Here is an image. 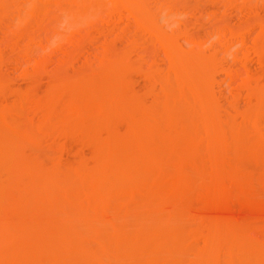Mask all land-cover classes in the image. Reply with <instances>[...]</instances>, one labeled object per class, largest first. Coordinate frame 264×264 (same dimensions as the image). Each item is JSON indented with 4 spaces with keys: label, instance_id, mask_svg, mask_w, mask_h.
Segmentation results:
<instances>
[{
    "label": "bare ground",
    "instance_id": "obj_1",
    "mask_svg": "<svg viewBox=\"0 0 264 264\" xmlns=\"http://www.w3.org/2000/svg\"><path fill=\"white\" fill-rule=\"evenodd\" d=\"M76 1L78 0H44L43 2H46L44 5L45 9L47 3L55 4V7H61L60 11L64 12L66 7H68V13L75 14L76 12L78 14L77 7L72 8L76 6V4H73ZM105 2L109 7L107 8L108 10L106 9V12H109V14L107 13L108 19H110V17L111 19L113 17H118V19L120 20L122 13H120L121 15L119 14L118 16L115 15L116 12L118 11L117 13H119L120 11H122L120 10L121 7L122 9L127 8L126 10H129V14H131L130 16L133 17V20H135L139 26L141 25L142 28L144 27L146 29L145 31L148 30L150 33H155L157 31L156 27H158V24L155 27L153 18H151L152 16L150 15L151 11H147L146 8L147 0H82V5H80L82 6L81 13H83V10L85 11V14L89 12L94 14L98 13L99 8H101L100 10H102L101 6H103ZM20 3L22 2L17 3L18 6H20ZM68 3H72L71 6ZM107 3L110 4V6ZM37 5H39L40 7L39 2L38 4H35V6L32 2V8L30 12L34 10L35 13V11L38 12L39 10H41V7L39 8L37 7ZM71 9L72 11L76 9V11L72 13L70 11ZM2 10L3 6L1 5L0 17L3 16L2 13L4 12V10ZM67 10L65 12H67ZM92 10H94V12ZM151 14L154 15L153 12ZM75 16L77 17V15ZM129 22L131 23V21ZM90 24L91 23H89V25ZM142 28L139 29L142 30ZM237 29H235L236 31L232 30L231 33L229 32L230 35L228 39H217L219 40L217 45L218 48L216 47L215 49L214 46V52L212 51L214 55H218V53H220L222 50H224V52L226 50L225 53H228V50L235 45L234 41L236 42L239 40L240 44H242L241 41H246V38L250 36L249 34L251 31H249L247 28L244 29L242 27L239 30ZM142 31L145 32L144 30ZM109 32H106L107 35ZM259 32L257 35H255L254 41L252 40L254 42L252 43L253 45L250 46L254 47V50L257 51V55H264V32ZM21 33H24V31H21ZM157 34L158 31L156 35ZM182 34H185V36L190 39L189 35H186V33ZM159 35H161V33H159ZM166 35L167 34H165L164 36L166 38L168 36L169 39L165 38L158 41L163 47L168 60V65L166 64L168 68L166 66L165 68L166 70L168 69L169 74L174 77V80L172 79L173 83L169 82L170 79H165L162 82L159 81V85H161L160 89H162L161 91L165 92L164 97H160L159 95L161 93L159 92L158 96L154 95L153 97H151L154 99L153 101H151L152 104L150 103L149 106L146 105H148L150 101L146 103L144 102V99H142L144 102L142 103V101H139V99L137 100L134 95L132 97V94L129 93L128 88L126 87L128 86L127 84H129V81L127 83V80L125 81L123 79L125 77V75H123V72H126L125 70L127 69L126 64L124 65V63H122L124 66L118 65V67L114 64L116 67L112 71L110 69L113 65H109L110 60H108L109 72L107 74H104L105 71H107V62L105 63L104 60L105 56H101L103 57V60L101 59V61H99L100 67H103L104 63L106 64L105 70L101 69L103 71V75H101L102 72L99 73L101 71L100 70L98 72L100 75L97 74L96 76L95 74V77H93L95 73L94 72L91 76L93 78L90 79V81H87L86 79V81H84L83 78H81L82 83L81 81L80 83L76 81H74L73 83L72 81H70L69 83L68 81H66V84L68 82V85H70V87L72 88V101L70 109H72L73 113L75 112V115L77 114L76 117L78 118V123L81 125L80 127L87 126L83 129L88 131V134L86 135L87 142H89V145L92 149V159H95V163L93 162L92 166L87 167L84 161L80 159V161L78 163L76 162L75 165L73 164L72 167H69L65 164L64 165L66 167H64V165L58 163L59 165L56 164L55 168L51 167L49 169L50 171L48 172L39 170L42 169L41 167L34 168L30 165V162L28 161L29 158L27 159L24 155L16 156V153L19 149H21L20 147L25 146L23 143L26 142V139H28L26 137L24 140L25 134L27 136V134L30 133L28 137L30 141L32 140L31 143H36L35 140L38 139V137L36 138L35 135L33 136L29 131V128L25 131L26 125L24 126V129L22 124L18 123L17 126V123H15L17 118H14V121L11 120V125L10 123L7 125L8 121L4 123L5 119H3V124L5 126H9L8 128H10L9 131L11 132L13 131V126L15 123L14 131L17 130V133L15 131L13 133L10 132V134L6 135L0 132V174L5 178L4 181L2 180L3 178H0V216H3L5 218L7 217L6 213H8V216H11L12 212L17 213V210L22 211V208L24 210L27 207L26 205L38 208V210H45L44 212L49 211L50 213L52 212L56 214V216H59V212H61L62 209L64 211V208H61L63 206L60 207L62 203H60L61 201L58 198L59 195L57 194L58 196L56 198H52L51 192H53L54 189L60 186L61 188H64L63 191L67 190L66 193L73 191L74 193H71L79 194V197H81L82 194L84 196L83 199L85 201L84 204L86 207V212L88 210V213L86 214H91L92 216V214L94 215V213H98L97 215L101 217V220H103L104 217L111 216L112 214L115 216L112 215L111 218L109 217L107 218V220H112L113 217L118 220V218H120V215L124 214L125 212L124 215L127 218H131L134 216L139 217L141 218L140 221H144L143 224L146 223V220H154L152 218L150 219V216L153 217L155 214L156 216L159 215L157 217L154 216L156 217L155 221H157V219L159 218L160 221L162 219V221H164L163 223H166V226L162 229H158V231H152L151 229L147 230V228H143L144 225L136 226L137 224H132L130 222L132 226L136 227V230H134L133 228L132 230L134 231H132V226H130V224H127L130 226V229L127 231V233H116L117 236L113 234V237L110 236L109 238L108 236L107 238H103L102 233H100L102 236H99L98 234L97 238L99 239V237H102V239H105V241L102 239L100 241L99 239L98 249L95 252H92L94 253V255H91V259L90 257H88V260L90 261L95 260L97 261L96 263H98L99 261L98 264H100V260L103 259V256L105 254L103 252L105 250L108 249L109 251V248L111 247L113 251L114 247H116L115 249H117V247L122 245V243L124 246L125 243L129 242L130 244H125L126 247L132 244L134 248L131 249L134 250L130 251V248V250H125L124 246L123 249H119L120 251H118L117 253V256H125L123 257L125 258V260L127 258L128 261L126 260V264H264V202L261 201V199L258 197L259 194L257 195L255 193L256 189L259 188L258 186H262L264 189V130L262 129L264 127V89L259 88L255 90L256 87L254 86L250 93H246L248 103L251 104L250 102H252L254 106L251 107V105L250 108H245L243 112H241L242 110L240 111V116H242V120L240 123H242V125L236 123L234 125L235 121L230 120V129L229 131H226V129L224 128V124L221 121V117H219L220 111L217 114L218 111L215 110L216 108L211 105L210 102H208L209 99L207 101L206 99L204 100V96L208 91L207 89H209V87L211 86L210 71L211 73L214 72L217 65L214 56L210 57V54V56L207 55L205 59L204 57L203 59L198 58V60L200 59L201 61L197 62L195 61L196 59H191V57L189 56V58L191 59L189 60L188 56L186 57L184 56V54L182 55L179 46H177V44L179 43H176L174 40L176 35H172L173 39L171 38V36ZM215 35L217 36L218 34ZM129 41L130 40H128V42ZM191 43H196L195 46H193L196 49L195 55H197L199 53L197 52V50L199 48V44L201 45V41L198 44V40L197 42H195L192 39ZM215 43H217V41ZM220 43L221 45H219ZM222 47L224 48L222 49ZM200 48H202V46ZM105 49H108V46ZM237 51L239 53L240 50L237 49ZM182 52L184 51L182 50ZM187 54L189 55V53H186V55ZM205 54H207V52ZM228 54L230 55L232 53ZM235 54L237 53L235 52ZM201 55L202 54L200 53L199 56L201 57ZM235 58L236 57H234V59ZM150 64H154L153 61ZM154 67H152L151 69H153ZM241 67H243V65ZM112 68H114V66ZM210 69H212L213 71ZM217 69L218 68H216V70ZM88 77L90 78L89 75ZM89 78L87 79L89 80ZM248 82H250L249 78ZM246 83L247 82H245V85ZM231 84L232 83H230L229 85L231 86ZM150 90H152V92H148H150V95H153V88H150ZM204 90L205 92H203ZM201 97L203 99H201ZM174 98H184L185 100L187 99L189 104H186L187 102H185V108L184 110H182L178 108L175 103H173ZM215 104L218 105V102ZM85 106L87 107V109L89 107L90 109L92 108L91 111H89V109L87 111V109L84 108ZM2 107L3 106H1L0 108V116H4L5 114V111L3 113V111L1 110ZM7 109H9V107ZM44 111L42 112V122H40L41 130L45 131V133L58 131L60 134H64L67 136L68 132L69 134H71L72 125H70L69 123L72 122L71 119L70 121H68L69 118H67V116L65 115L64 118L63 116H60V118H55L54 116L52 117V113L50 111ZM232 116L234 117L235 114H233ZM113 117H116V121L118 120L119 122H122L126 125L125 130L122 129V132H119V130H117V123L114 124L115 122L111 120ZM155 118H157L156 122ZM234 119L236 120V118ZM20 125L22 126L19 128ZM237 125L239 127H237ZM22 129L25 132L22 131ZM20 133L22 134V137ZM153 134L154 136L155 134H157V136H160V138L156 139L154 142H151L150 138L153 137ZM50 136H52V134ZM3 145H8V147L10 146V148L7 149L8 147H6L5 149L7 150L2 151L1 147H3ZM203 147L204 149H207L208 157L202 153ZM163 152L164 154L167 153L170 158H164L166 154L163 155ZM205 156L207 157V159ZM230 157H233V159H231L232 161H230ZM247 161L254 162L255 164L259 163L260 167H254V170L253 168L252 170L251 168L249 170H246L247 168H245V170L249 172L247 173V175H245L246 172L245 174L244 171L242 173L241 169H244V164L246 165L245 162ZM255 164L254 166H257V164ZM56 166L58 167L56 168ZM257 168L261 170H258ZM51 169L54 170L51 171ZM24 175L29 178V182L27 184H22L18 180V178ZM241 175H244L243 178H241ZM50 176L59 177L58 179H60L61 182H58L57 184L53 181L52 183L51 180L49 182ZM147 177L148 181L150 180L149 184L151 185L147 184ZM244 177H247L246 179L248 181H245ZM258 177L261 183H259L260 181L258 180ZM240 178L244 180H240ZM73 179L74 181L79 180V183L81 185L79 186V183H73ZM244 181L248 183L245 184ZM47 182H49V185L46 184ZM145 182L147 185H145ZM52 184H54V186H52ZM143 186H153L152 188L155 187L154 189H156V193H158L159 195L155 194L156 197H154L155 195H152V197L147 196V194H144V189L142 192ZM58 190L60 189L58 188ZM58 190L57 193H59ZM157 190L159 192H157ZM49 192L51 193L50 195ZM246 193L256 194L258 200L249 202L248 198H245ZM77 197L78 195H76V198ZM193 199L195 200L194 205L192 206ZM232 199H235V201L237 202L238 200H240L237 203L239 204L238 207H234L235 209H233L231 207V204L229 203L230 201H232ZM117 200H119L120 203L123 201L121 204H126L130 200H135V202H137L138 204L130 206L131 209H128L130 207L125 206L128 210L121 208L124 207L122 205L121 207L119 205V207L117 208L112 207V209L111 206H107L109 205L107 202H109L111 205L112 201L114 202V204L115 201L117 204H120L117 202ZM189 200L191 201V206L189 204ZM217 200H222V203L224 204L220 206L219 204L221 203H218L217 205ZM187 202L190 206L189 209L191 210H186L185 203L187 204ZM96 210L100 211L97 212ZM188 212H190V215H187ZM62 214L64 215V213ZM186 215L189 217V220H195L197 223V226L192 231H188L187 229L185 230V226H183V228H179V226H177L179 224L177 222H179L180 219H185L186 221L184 222L189 221L187 219L188 217L183 218ZM98 216L93 219H98ZM179 216L181 218H179ZM93 217H95V215ZM69 218L73 219V217ZM104 220L106 219L104 218ZM107 220L106 222H108ZM74 222V220L73 222L71 221V224L73 225ZM109 222L111 221L109 220ZM241 222L244 223L241 224ZM7 223L10 222L8 221ZM60 224L67 229H64L63 227H61V225L53 227L56 233H58V235L54 233L55 237L58 236V238H56L58 242L55 238H53V236H51L53 233L51 235L50 233H48L51 232V230L48 232L43 231L44 234L39 233V238L36 239L38 244H42V247H45V249L43 248L44 252L42 251L44 253V256L45 254H52L51 258L48 257L50 259L48 263L51 262L50 264H73L74 262L66 260V258L70 255V253L68 254L67 251L72 250L73 246H71L70 250L66 247L70 244L74 245V247L75 245L80 244V247H77V249L75 247L73 251H79L80 249V251L84 252L82 244H84L85 242L83 243L82 239H79L84 232L81 233V231L78 230L80 228L76 229L77 225L75 223L73 226L70 223V225H63L64 223L62 224L61 222ZM56 225L57 224L55 223V226ZM181 225L182 224H180V226ZM97 226L99 228L100 224L95 225L96 229ZM86 227L88 226H85L84 230L82 229L83 231H85V233L89 228ZM137 227L140 228L137 229ZM45 232H47L48 234H45ZM76 232H78L79 234H77ZM193 236H198L199 238H202L201 240H204L202 241L203 246L201 245L202 247L197 248L195 257L193 259L186 260V258H183V256L179 257L172 254L173 250L174 253L176 250H181V253H184V251L190 247L189 240L190 237ZM140 239H142L143 242ZM78 240H80V242ZM54 246H59L60 249L62 248L64 252L61 250V252L58 251L57 253V250L55 248V251L53 250ZM85 246H87V244ZM39 247L37 248L38 250ZM64 248H66L67 251ZM40 250H42L41 247ZM51 251H53V253H56L53 254L51 253ZM42 252L38 254H43ZM87 253L89 252L87 251ZM178 253L181 254L180 251ZM7 254V256H9V261H3L4 263L1 261L2 263L0 262V264H28L29 262H27V260L24 259V257L20 254L21 258H23L24 260L21 259L19 252L17 253V250H15L14 252L12 250L7 251ZM164 254H166V256H164ZM113 255L116 256L115 252ZM172 255H174L175 257ZM100 257L101 259H99ZM44 258H47V256ZM38 259L39 258L36 257V260ZM171 259H175V261ZM45 261H35L34 259V262H37L36 264H44ZM34 262H30L29 264H34Z\"/></svg>",
    "mask_w": 264,
    "mask_h": 264
},
{
    "label": "rangeland",
    "instance_id": "obj_2",
    "mask_svg": "<svg viewBox=\"0 0 264 264\" xmlns=\"http://www.w3.org/2000/svg\"><path fill=\"white\" fill-rule=\"evenodd\" d=\"M43 1L44 0H41V1L40 0L39 1L38 0H0L1 5L3 6V10H4V12L2 13L3 16L0 17V81H1L0 82V108L1 106H3L1 110L3 111V113L5 111V114H6V116L5 114L4 116L3 115L0 116L2 120L0 121L2 125L3 119H5L4 123L8 121L7 125L9 123L11 125V120L14 121V118H17L15 121V123H17V126H18V123L22 124L23 129H24V126L26 125L25 131L26 129L29 128V131L32 133V135L33 136L35 135L36 138L38 137V139H40V140L36 139L38 140V141L35 140L36 143H31L32 140L30 141L28 137L30 133L27 134V136L26 134L24 135L23 133L24 140L26 137L28 139H26V142L23 143L25 146L22 145L23 147H20L21 149H19L16 153V156L24 155L26 156L27 159L29 158L32 161L31 163V161L28 159V161L30 162V165L33 166L34 168L41 167L42 169H39V170L48 172L50 171L49 169L51 167L55 168L56 164L57 165L65 164L69 167L70 166L72 167L73 164L75 165L76 162L78 163L80 159L84 161L87 167H90L93 165V162L95 161V159H92L93 155L91 154L92 153L91 146L89 145V142H87L86 135L88 134V131L83 129V128H86L87 126L80 127L81 125L78 123V118L76 117L77 114L75 115V112L73 113L72 109H70L71 101H72V93H71L72 88L70 87V85H68L70 81H72V83L74 81L80 83V81L82 80L81 78H83L84 81L86 80L90 81V79L95 77V74L97 76V74L102 72L101 75H103L102 70H105L106 62H107V68H106L107 71H105L104 74H107L109 72V69H108L109 61L108 60H110L109 65L114 66V68H112L113 66H111L110 70L112 71L113 69H115L116 66L117 67L118 65L121 66L123 65L122 63H124V65L126 64V68H127L125 70L126 72H123V75H125L126 79L125 77L123 79L125 81L127 80V83L129 81V84H127L128 86H126L125 84L124 85L128 88V91L129 93L132 94V97L134 95L135 98L137 100L139 99V101H142V103L144 102L147 103L148 101H150L148 105L146 106H149L151 101H153L154 98H151V97H153L154 95L158 96L159 92L161 93L159 96L164 97L165 92L161 91L162 89H160L161 85H159V83L164 81L165 79H168V80L170 79L169 82L171 83H173V80H174V77L171 74H169L168 69L166 70L165 68V66L168 68L167 66L168 60H167L163 47L158 41L160 39H165L166 38L164 36L165 34L171 36V38L173 34L176 35V37L175 36L173 37H175L174 39L175 42L179 43L177 44V46H179L182 55L184 54V56L186 57L188 56L189 60L196 59L195 61L197 62V61H201L200 59L201 58L203 59V57L205 59L207 55L210 56L211 54L210 57L214 56L215 62L217 64L216 68L218 69L216 70L215 68L216 71L214 70V72L212 73L210 71L211 86L209 87V89H207L208 91L206 95L204 96V100L206 99L207 101L209 99L208 102H210V104L216 108L215 110L218 111L217 114L220 111L219 117H221V121L223 122L224 128L226 129V131H229L230 129V125H229L230 120L235 121L234 125L235 123L242 125V123H240L242 120V116H240L241 112H243L245 108L247 107L250 108L251 105H252L251 107L254 106L252 102H250L251 104L248 103V98H246L247 97L246 93L247 94L250 93V91H252L254 86L256 87L255 90L259 88L264 89L263 88L264 87V55H261V54L257 55V51L254 50V47L250 46V45H253L252 43H254L253 41H254L255 35H257L259 31L261 33L264 32V25H263L264 24V21H263L264 20V12H263L264 11V0H159V1L158 0H147V3H146L147 11H151V13L152 12L154 13V15L151 13L150 15L152 16L151 18H153L155 27L158 24V27H156L158 31L157 35H156L157 31L155 33H152V32L150 33L148 30L145 31L146 29L144 27L142 28L141 25L139 26L136 23V21L133 20V17L130 16L131 14H129V10L128 11L126 10L127 8L122 9L121 7V9L120 8L119 9L122 11H120L119 13H117L118 11L116 12L115 15H118V16L120 13H122V15L120 14L121 15L120 20L118 19L117 16H116L117 18L115 17L112 18L113 21L111 17L110 19H108L109 12L108 11L106 12V9L109 7L106 5L107 1L103 5L104 7L101 6L102 10H100L101 8H99V10L97 9L98 13H95V14L91 12L89 13L86 12L87 14H85L84 10H83V13H81L82 6L80 5H82L81 4L82 0H78L75 3H73L74 5L76 4V6L72 8L77 7L78 14L75 12L76 9L74 11H72V9L70 10L72 13L75 12V14L68 13V10H67L68 7H66V9L63 7L65 11L67 10V12L60 11L61 7L57 8V6L56 7L54 6L55 4L47 3L45 6L46 7L45 9L44 5L47 1L46 2H43ZM19 2H22L19 4L20 6H18L17 4ZM24 2H25V6H24ZM32 2L34 3V6L35 4H38L39 2L41 10H39L38 12L35 11V13H34V10L30 12L32 8ZM105 5H106V8H105ZM108 5L110 6V4ZM37 7H39V5H37ZM92 11L94 12V10ZM42 13H43V16H42ZM75 15H77V17ZM98 16H101V17H98ZM255 16L257 17V19ZM105 21L106 22L108 21V22L106 23ZM129 21H131V23ZM89 23H91L90 24L91 26L89 25ZM135 23L137 24L138 28ZM92 26H93V29H92ZM133 26L136 28H134ZM240 26L241 28L242 27L244 29L247 28L249 31H251L249 34L250 36L246 38V41L244 42L241 41L242 44H240L239 40L236 42L234 41L235 45L228 50V53H232L230 55L228 53H225L226 50L225 52L224 50H222L220 53H218V55H214L213 54L214 46H215V49L216 47L218 48L217 45H218L219 40L217 39H220V40L221 39L226 40V38L228 39L232 30L236 31L235 29L237 28H238L237 30H239L241 29ZM100 28L102 29V31ZM139 28H142V30H144L145 32H143ZM21 31H24V33H21ZM107 31L108 32L110 31L108 35L106 33ZM159 33H161V35H159ZM182 33H186V35H189L190 39L186 37L185 34H182ZM138 34L139 35L141 34V35L139 36ZM215 34H218V35L216 36ZM193 36H195L196 39L198 40V44L201 41V45L199 44V48L197 50V52H199L197 55H195L196 49L194 47L196 43H191L192 39L193 41L197 42V40ZM166 39H169V37L167 36ZM128 40L130 41L128 42ZM216 41L217 43H215ZM212 45H213V48H212ZM219 45H221V43ZM107 46H108V49H105ZM201 46L202 48H200ZM193 47L195 50L193 49ZM223 48L224 47H222V49ZM237 49L240 50L239 53ZM182 50L184 52H182ZM220 50H221V47H220ZM234 50L237 54H235ZM206 52L207 54H205ZM186 53H189V55L188 54L186 55ZM200 53L202 54L201 57L199 56ZM101 56H105V59H104L105 63L103 64L104 68L102 66L100 67V63H99V61H101V59L103 58ZM189 56L191 57V59L189 58ZM234 57H236L235 58L236 60L234 59ZM198 58L200 59L198 60ZM152 61L154 64L151 65L150 63ZM242 65L244 68L241 67ZM152 67H154L155 69L154 68L151 69ZM247 74H248L249 81L252 83L248 82ZM88 75L90 76V78L88 77ZM92 75L93 77H91ZM87 78H89V80ZM243 80L248 83V84L246 83L247 86L245 85V82ZM66 81H68L69 83L67 82L66 84ZM215 81L217 84L215 83ZM219 83H220V86H219ZM230 83H232L231 86L229 85ZM150 88H153V95L152 94L150 95V92H148V91L152 92ZM203 92H205V90ZM202 97L201 99H203ZM142 99H144V102ZM185 102H187L186 104H189L187 99L185 100L184 98L183 99L174 98V101H173V103H175V105L182 110H184L185 108V105H184ZM217 102H218V105L215 104ZM8 107L9 109H7ZM84 108L87 109L86 106ZM88 109L89 111H91L92 108L90 109L89 107ZM44 110L50 111L52 113V117L54 116L55 118H58V117L60 118V116H63L64 118V115H65L67 116V118H69L68 121H70L71 119L73 122V123L69 122L70 125H72L71 134H69L68 132V136H67L64 134H60L58 131H54L52 133L51 132L45 133V131L41 130L40 122H42L41 118L43 119L42 112ZM233 114H235L234 117L232 116ZM230 116L232 117V119ZM234 118H236L237 122ZM111 120L115 122L114 124L117 123L116 124L117 130H119V132H122V129L125 130L126 125L117 120L119 122V127H118V122L116 121V117L115 118L113 117ZM156 120L157 118H155V122ZM15 123H14V126H15ZM1 125H0V130H1L0 132L6 135L10 134L11 131H9L10 130V128H8L9 126L7 125L5 126L4 124L2 126ZM22 125H20L19 128ZM14 126H13V131L11 133L15 131L17 133V130L14 131ZM237 127L239 126L237 125ZM23 129L22 131H24ZM262 129L264 130V127ZM51 134L52 136H50ZM152 136L153 137L150 138L151 142L152 141L154 142L156 139L160 138V136H157V134H155L156 138L154 134ZM21 137H22V134H21ZM5 145L1 147L2 151L3 150L5 151L10 148V146L8 147V145L7 146ZM6 147L8 148L5 149ZM202 153L208 157V151L207 149H204V147H203ZM165 154L163 152V155H165L164 158L165 157L167 159L170 158L167 153ZM231 159H233V157H230V161H232ZM245 163L246 165L244 164V167H243L244 169H241L242 173L243 171H244V174L246 172L245 175L249 173L246 170H249L250 168L251 170L252 168L254 170V167H260L259 163H256L257 166H254L255 163L251 161L250 162L247 161ZM65 165L64 167H66ZM57 167L58 166H56V168ZM245 168L247 169L245 170ZM257 169L261 170L259 168ZM52 170L54 169H51V171ZM24 176H21L20 178H18V180L22 184H27L29 182V178L26 176L24 177ZM243 176L241 178H243ZM0 178L1 179L3 178L2 179L3 181L5 179L4 176H2L1 174H0ZM58 178L59 177L57 176L56 177L50 176L49 182L51 180V182L53 181L54 183L57 184L58 182H61V180ZM241 178L240 180H244ZM246 178H245V181H248ZM258 180H259V177H258ZM146 181H148V177ZM149 181L147 184L151 185L149 184ZM245 181H244L245 184L248 183ZM49 182H47L46 184L49 185ZM73 183H79V180L74 181ZM259 183H261V181ZM147 184L145 182V185ZM78 185L80 186L81 184L79 183ZM52 186H54V184H52ZM152 187L153 186H147V187L143 186L142 192L144 189V194H147V196L149 197H152V195L154 196L155 194L157 195L158 193H156V189H154L155 187L154 188ZM258 187L259 188L256 189L255 193L257 195L259 194L258 197L261 199V201L264 202V189L262 186H258ZM260 187H261V190H260ZM58 188L60 190H58ZM63 189L64 188H61L59 186L56 189H54V191L51 190L53 192L50 191L52 194L49 192V195L51 194L52 198L54 197L56 198L59 195L58 198L61 201L60 203H62L61 205L60 204L59 205L60 207L63 206L61 208H64V211L62 209L61 212H59V216H56V214L52 212H51L52 214L49 211L44 212L45 210H42V209L38 210V208H34L28 205H26L27 207L24 210L22 208L21 209L22 211L17 210L18 211L17 213L12 212L11 210L13 214V215L11 214V216L10 215L8 216V213H6L7 217L5 218L3 216H0V258H1L0 262L6 261V260L9 261V258H8L9 256H7L8 255L7 251L12 250L14 252L15 250H17V253L19 252V255L21 254L24 257V259L27 260V262L29 261L28 264L30 262H34V259L35 261H38V260L45 261L46 260L44 264H50L51 262L48 263V261L50 260L49 258H51L52 254H48L49 256L45 254L44 256L43 252H44L45 247H42V244H38L37 239L39 238V235H40L39 233L44 234L43 231L48 232L50 230L51 232H48V233H50V235L53 233L51 236H53V238L55 239L58 238L57 236L58 233H56L53 227H57L61 225L60 222L62 224L64 223L63 225H65L69 223L71 224V221L73 222L74 220L75 221L74 223L77 225V227L75 226L76 229L80 228L78 230L81 231V233L84 232L82 236H80L79 238V239H82L83 243L85 242L84 243L85 245L87 244V246H85L81 242L84 252L80 251V249L79 251L78 250L73 251L75 247L76 249L77 247L79 248L80 244L75 245V247L74 245H71V244L67 245L66 248H68L69 250L71 249V246H73L72 247L73 249L70 250L71 252L67 251V249L64 248L68 252V254L70 253V255L67 257L68 259L66 258V260H70L71 262H74L73 264L75 263L76 264H98L99 263V261L98 263H96L97 261L95 260H94L95 262L88 260L89 259L88 257H90L91 259V255H94V253L92 252H95L99 247V239L101 241L102 237L101 238L99 237L98 239L97 238L98 234L99 236L103 235V238L104 237L107 238V236L108 238L110 236L113 237V234L117 236L116 233L118 234L127 233V231L130 229V226H132V224H137L136 226L144 225L143 228H147V230L151 229L152 231L153 230L158 231V229H162L163 227L166 226V223H163L164 221H162V219L160 221L158 218L157 221H155L156 220L155 218L159 216V215L156 216V214L155 215L153 214L156 217L150 216V219L152 218L154 220H148L149 222L146 220L145 224H143L144 221L142 220L140 221L141 218L139 217H135V216L131 217L129 215L131 218H127L124 215L125 212L124 214H121V215L119 214L120 218H118V220H116L113 217L112 220L109 219L111 221L109 222L107 218L109 217L111 218V216L113 215L112 214L111 216L104 217L108 222H106L104 218H103L104 220L103 221L101 220V217L97 215L98 213L97 214L94 213L95 217H93L94 216L93 214L92 216L91 214L90 215L86 214L88 213V210L86 212L85 210L86 207L84 204L85 201L83 199L84 196L82 194H81V197H82L81 198L79 197L80 196L79 194H73L74 193L73 191H71L73 193L71 192L66 193L67 190L63 191ZM57 190L59 191V193L61 192L62 194L60 193L61 194L60 195L59 193H57ZM157 192L159 191L157 190ZM256 194L246 193L245 195L246 197L245 196L244 197L248 198L249 202L256 201L258 200ZM76 195H78L77 198H76ZM156 195L154 197H156ZM80 198L83 200H81ZM194 200L195 199H193L192 206L194 205ZM239 201L240 200H238V202ZM117 202L120 203L119 200H117ZM222 202H223L222 200L221 201L217 200L216 204L218 205V203H221L219 204L221 206L222 204H224ZM238 202L235 201V199L234 200L232 199V201H230L229 203L231 204V207L235 209L236 206L238 207L239 205L237 204ZM107 203L109 204L107 206L109 207L111 206V209L112 207L117 208L119 207V205L120 207L121 205L124 206L121 208L127 209L126 207H130V206H134L135 204H138L137 202H135V200H130L126 204H121V203L117 204L116 201H115V204L112 201L111 205L109 202ZM189 204L191 206V201ZM185 206H186V210H191L189 209L190 206L188 205V202L187 204L185 203ZM128 209H131V207ZM96 211L98 212L100 210H96ZM6 212H10V211H6ZM62 213H64V215ZM189 213L190 212H188L187 215H190ZM60 214L62 217L60 216ZM96 215L100 219L99 218L93 219L97 217ZM187 215L184 216L183 218L188 217ZM69 217H73V219ZM179 218L181 217L179 216ZM187 219L189 220V217ZM7 220L10 223H7L8 222ZM184 221L186 220L180 219V221L177 222L179 223L177 226H179V228H183V226H185L186 227L185 230L187 229L188 231L194 230L195 227L197 226L196 225L197 223L195 220H189L187 222H184ZM130 222L132 224H130ZM55 223L57 224L56 226H55ZM243 223L244 222H241V224ZM98 224H100L101 228L100 227L98 228L97 226V229H96L95 225H98ZM127 224H130V226ZM180 224L182 225L180 226ZM85 226L89 227V228L86 227L88 228V231L86 233L85 231H83L85 229L84 228ZM61 227L63 226L61 225ZM133 228L134 230H136L135 229L136 227L134 226H132L131 230ZM138 228L140 227H137V229ZM64 229H67V228H64ZM47 232H45V234ZM78 232L76 233L79 234L80 232L79 233ZM54 233L57 234L56 235L57 237H55ZM100 233H102V235ZM201 239L202 238H199L198 236L190 237V240H189L190 247L187 250H185L186 253L184 251L185 254L181 253L182 252L181 250H179L181 254H179L178 253L179 251L177 250L175 251V253L173 250L172 254H174L175 256H179V257L183 256V258H186V260L193 259L195 257V252L197 248H200L203 246L202 241L204 240H201ZM102 240L105 241V239H102ZM140 240L143 242L142 239ZM78 241L80 242V240ZM127 243L130 244L129 242ZM36 244H37V247H36ZM125 244H124L125 247L123 246V243L122 245L117 247V249H115L116 247H114L113 251L111 247L109 248V251L108 249L105 250L103 253H105L106 255L104 254L103 256L104 260L103 259L100 260V264H122L123 262H125L123 264H126V262L128 261L127 258H126L127 260L126 261L125 258H123L125 256L123 257L117 256V253L118 251L122 250L123 247L125 250H127L129 248L130 249L134 248V246H132L131 244L126 247ZM39 246L42 248V250H40ZM38 247H39V250L37 249ZM56 247L57 246H54L53 250L55 251L56 249L57 253L58 251L60 252L61 250L63 251V249L62 248L60 249L59 246L57 248ZM132 250L134 249H131L130 251ZM87 251L89 253H87ZM40 252H42L43 254H38ZM114 252L116 256L113 255ZM51 253H53V251H51ZM21 255H20V258H21ZM35 255L36 257L39 258L38 260H36ZM33 256H34V259H33ZM43 256L44 257L47 256V258H44ZM164 256H166V254H164ZM99 259H101V257ZM122 259H124L125 261ZM171 260L175 261V259H171ZM36 263L34 262V264Z\"/></svg>",
    "mask_w": 264,
    "mask_h": 264
}]
</instances>
